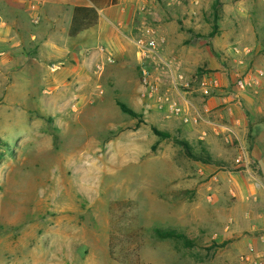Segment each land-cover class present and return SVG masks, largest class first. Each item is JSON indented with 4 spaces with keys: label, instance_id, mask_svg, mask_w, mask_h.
Segmentation results:
<instances>
[{
    "label": "rangeland",
    "instance_id": "374dc122",
    "mask_svg": "<svg viewBox=\"0 0 264 264\" xmlns=\"http://www.w3.org/2000/svg\"><path fill=\"white\" fill-rule=\"evenodd\" d=\"M237 1L200 0L191 12L186 0L178 6L158 0L150 15L175 20L185 36L179 42L188 51L185 62L167 41L159 53L182 61L193 90L177 93L167 70L153 61L144 66L161 93L179 101L188 116H200L197 124L164 119L143 96L133 41L131 58L108 63L106 57L79 78L67 58L69 68L55 81L59 57L13 50L0 40V264H239L246 232H232L231 213L221 211L237 202H216L202 191L208 160L198 139L207 123L204 106L219 95L231 99L235 70L244 71L232 62L231 48L250 50L245 66L264 72V0ZM3 30L10 36L12 26L0 24ZM210 78L219 88L200 95ZM247 92L253 100L238 111L250 117L253 144L264 129V78ZM117 101L136 117L121 112ZM175 140L185 141L197 159ZM231 170L243 175L241 168ZM155 229L181 233L192 244L159 238Z\"/></svg>",
    "mask_w": 264,
    "mask_h": 264
},
{
    "label": "crops",
    "instance_id": "0c3cea01",
    "mask_svg": "<svg viewBox=\"0 0 264 264\" xmlns=\"http://www.w3.org/2000/svg\"><path fill=\"white\" fill-rule=\"evenodd\" d=\"M186 1L194 12V5L200 0H196L198 4H193L195 0ZM181 2L176 0L169 6H178ZM158 3V0H0V24L12 26L10 36H5L4 30L0 32V40L8 41L13 50L59 57L62 61L52 69L59 70L55 81L63 70L69 68L64 65L67 58L74 62L71 72H75L78 78L91 72L92 65L106 57L131 58L130 47L139 25L152 28L157 38L167 41V49L178 53L185 62L188 51L185 46H179L185 36L178 32L176 21L161 20L158 14L152 20L150 18ZM74 7L94 8L97 20L92 27L69 36ZM177 62L182 63L179 58ZM106 71H111V67L107 66ZM231 91L232 100L219 95V98L210 99L203 109L206 113L204 123L209 126L207 123L202 125L198 136L208 160L202 166L207 175L202 191H208L210 196L207 198L216 202H237L236 207L226 204L221 211L231 213L228 223L232 232L236 235L246 232L242 250H264V144L259 145V141L264 140V129L255 136L258 143L252 144L255 129L253 131L252 124H249V115H239L238 109L248 107L253 99L247 90L238 91L232 87ZM250 165L256 168V173L250 171ZM236 168H241L243 175L231 170ZM221 211L219 207L214 210L219 217L217 224ZM228 228L227 225L225 230Z\"/></svg>",
    "mask_w": 264,
    "mask_h": 264
},
{
    "label": "built area",
    "instance_id": "2783aa9c",
    "mask_svg": "<svg viewBox=\"0 0 264 264\" xmlns=\"http://www.w3.org/2000/svg\"><path fill=\"white\" fill-rule=\"evenodd\" d=\"M167 5L176 3V0H160ZM193 4H198V1H193ZM165 40L156 37L155 32L150 27H143L141 29V35L133 40L135 47L136 59L141 64V87L143 89V96L146 98H152L157 107L159 113L162 114L164 119L180 118L184 123L197 124L200 116L190 117L187 114L186 108L177 100L173 99L167 93H161L159 91V84L152 80L151 73L144 66L147 61H153L156 65L161 66L164 70H167L168 77L172 88L179 93L180 90L188 92L193 90V82L185 78L184 74L180 71V65L174 57L171 59H163L160 57L159 50L164 44ZM231 60L237 68H244V71L240 72L235 70L233 88L238 91H246L257 87L262 78H264V72L260 69L252 70L245 66V61L250 53L248 49H241L238 46H233L230 50ZM108 63H112L113 60L107 57ZM102 66L98 65L97 69H101ZM219 88V81L217 78H210L207 83H202L198 92L202 96H210L211 93ZM239 264H264V250L249 249L242 254L239 258Z\"/></svg>",
    "mask_w": 264,
    "mask_h": 264
},
{
    "label": "trees",
    "instance_id": "16d2710c",
    "mask_svg": "<svg viewBox=\"0 0 264 264\" xmlns=\"http://www.w3.org/2000/svg\"><path fill=\"white\" fill-rule=\"evenodd\" d=\"M216 7L214 9L216 10ZM97 20V13L94 8L90 7H74L72 11V17H71V22L68 30V35L69 36H75L77 35L80 31L87 29L89 27H92L95 25ZM117 106L119 107L120 111L128 114L130 116L136 117V113L133 112L131 109H129L125 104L122 102L117 101L116 102ZM152 132L155 136L167 139L170 138V135L168 133H162L158 131L155 128H152ZM175 142L181 146V148L184 150L185 154L189 158L197 159L191 152V149L189 145L182 140H175ZM4 144V142H1ZM4 158V153L0 151V162ZM155 233L159 238L166 239V238H179L183 239L185 242H187L186 238L184 235L181 233H177L176 231L173 230H160V229H155ZM191 243L192 242H187ZM132 264H140L137 259H134V262Z\"/></svg>",
    "mask_w": 264,
    "mask_h": 264
}]
</instances>
